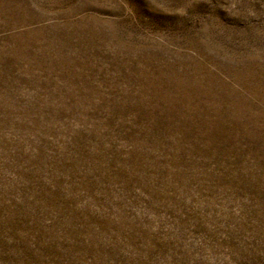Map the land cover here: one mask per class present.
<instances>
[{
	"label": "rangeland",
	"instance_id": "374dc122",
	"mask_svg": "<svg viewBox=\"0 0 264 264\" xmlns=\"http://www.w3.org/2000/svg\"><path fill=\"white\" fill-rule=\"evenodd\" d=\"M0 264H264V0H0Z\"/></svg>",
	"mask_w": 264,
	"mask_h": 264
}]
</instances>
